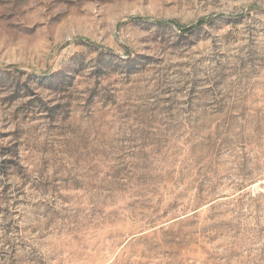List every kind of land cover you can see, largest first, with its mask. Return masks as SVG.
<instances>
[{"label": "rangeland", "instance_id": "obj_1", "mask_svg": "<svg viewBox=\"0 0 264 264\" xmlns=\"http://www.w3.org/2000/svg\"><path fill=\"white\" fill-rule=\"evenodd\" d=\"M0 264H264V0H0Z\"/></svg>", "mask_w": 264, "mask_h": 264}]
</instances>
